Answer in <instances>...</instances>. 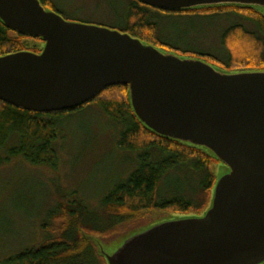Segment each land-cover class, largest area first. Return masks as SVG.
<instances>
[{
  "label": "water",
  "instance_id": "water-1",
  "mask_svg": "<svg viewBox=\"0 0 264 264\" xmlns=\"http://www.w3.org/2000/svg\"><path fill=\"white\" fill-rule=\"evenodd\" d=\"M180 11L264 0H138ZM0 19L41 51L0 56V100L32 112L75 109L113 85L129 86L138 118L160 135L204 147L226 167L201 215L131 232L108 264L264 263V70L227 71L128 32L67 20L40 0H0ZM108 247V246H107Z\"/></svg>",
  "mask_w": 264,
  "mask_h": 264
},
{
  "label": "trees",
  "instance_id": "trees-1",
  "mask_svg": "<svg viewBox=\"0 0 264 264\" xmlns=\"http://www.w3.org/2000/svg\"><path fill=\"white\" fill-rule=\"evenodd\" d=\"M40 1L45 8L59 12L52 0ZM151 8L138 0L128 2L121 31L160 49L165 46L169 50L167 52L198 58L223 70H264L262 9L244 5H220L180 11L161 10L174 15L207 17L234 13L252 23L255 30L236 23L223 32L220 40L227 56L226 59H221L210 50H187L163 41ZM26 39L38 41L41 46L30 44L27 47ZM42 46L43 41L40 38L18 34L8 29L0 19V56L21 50L39 52ZM91 103L98 104L114 121L124 123L126 128L120 134L119 146L127 151H140L137 168L127 179L109 189L102 198L104 217L90 209L82 200L75 198L48 215V219L60 223L57 227L58 236L48 237L39 247L28 248L10 256L5 259L4 264H108L100 254L97 243L85 237L86 234L95 236L101 243L110 246L119 241L116 239L134 232V228L144 219L152 220L157 213L189 215L194 211L199 215L203 209L209 207L217 181L211 167L213 163L221 162L204 147L165 137L148 128L132 108L127 85L109 86L85 105L59 112L27 111L0 100V149L9 145V157H0V164L21 157L31 164L56 168L58 154L54 142L58 135L57 121L83 110ZM151 150L156 153L155 157ZM188 164L192 165L194 172L201 175L198 190L202 193V202L199 204L196 200L197 189L174 190L167 183L169 175ZM164 181L165 186L172 189L171 196H165L163 192ZM91 216L95 222L92 225L87 222L91 220Z\"/></svg>",
  "mask_w": 264,
  "mask_h": 264
},
{
  "label": "rangeland",
  "instance_id": "rangeland-1",
  "mask_svg": "<svg viewBox=\"0 0 264 264\" xmlns=\"http://www.w3.org/2000/svg\"><path fill=\"white\" fill-rule=\"evenodd\" d=\"M52 1L67 20L122 30L125 8L131 0ZM151 14L159 24V35L163 41L187 50H210L221 59H226L227 55L220 38L228 27L241 23L249 29H256L252 23L234 13L207 17L174 15L151 8ZM38 43L25 40L27 47L30 44L41 46ZM161 48L169 51L165 46ZM57 122L58 135L54 142L58 154L56 168L31 164L21 157L0 164V264L25 249L39 247L48 237L58 236L60 223L48 219V215L75 198L104 217L102 198L138 166L140 151H127L119 146L120 134L126 128L124 123L114 121L98 104L91 103ZM8 147L0 149L2 159L9 157ZM153 151L151 153L155 157ZM181 168L168 176V185L174 190L197 189L196 200L201 203L202 193L198 190L201 175L194 172L191 164ZM211 168L217 178L227 170L222 163H213ZM165 183L162 184L163 192L165 196H171L172 189ZM180 215L157 213L152 220L146 218L141 221L134 230ZM189 215H195V212ZM93 219L91 216L87 222L95 224ZM126 235L108 247L102 244L106 251L111 250Z\"/></svg>",
  "mask_w": 264,
  "mask_h": 264
}]
</instances>
